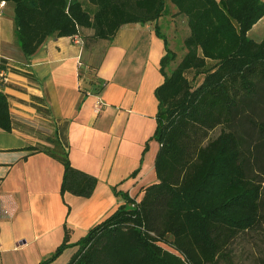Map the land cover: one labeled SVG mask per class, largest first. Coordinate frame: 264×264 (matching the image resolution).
I'll return each instance as SVG.
<instances>
[{
	"label": "trees",
	"instance_id": "trees-1",
	"mask_svg": "<svg viewBox=\"0 0 264 264\" xmlns=\"http://www.w3.org/2000/svg\"><path fill=\"white\" fill-rule=\"evenodd\" d=\"M4 1L14 5L15 32L26 56L48 36H74L81 28L92 29L83 40L95 42L112 40L127 23H155L162 37L156 22L168 2L189 27L176 66L170 67L177 55L167 44L160 58L163 81L154 90L151 136L159 144L157 181L140 198L114 188L123 202L75 242L65 227L63 241L39 264L53 262L69 247L75 249L65 264H231L239 237L264 238V36L256 41L247 34L264 16V0ZM105 83L96 79L95 92ZM31 98L38 114L51 119L45 101ZM12 127L8 94L0 89V129ZM25 149L63 165L62 195H92L97 178L71 164L63 135L54 131L46 143ZM253 264H264V255Z\"/></svg>",
	"mask_w": 264,
	"mask_h": 264
},
{
	"label": "crops",
	"instance_id": "crops-1",
	"mask_svg": "<svg viewBox=\"0 0 264 264\" xmlns=\"http://www.w3.org/2000/svg\"><path fill=\"white\" fill-rule=\"evenodd\" d=\"M1 10L0 89L8 94L13 127L0 129V264H39L63 241L65 227L69 242H75L123 202L114 188L140 198L157 181L159 144L151 136L158 106L154 90L163 81L160 58L166 44L174 51L176 41H184L189 27L168 2L156 22L165 40L155 23H127L112 40L94 42L103 49H86L83 38L93 31L81 28L82 45L74 36H48L26 56L15 32L13 3L5 1ZM96 79L106 81L100 92ZM32 96L45 101L51 119L38 114ZM54 131L65 137L71 164L97 178L90 197L62 195L63 165L25 149L46 143ZM74 249L48 264H65Z\"/></svg>",
	"mask_w": 264,
	"mask_h": 264
},
{
	"label": "rangeland",
	"instance_id": "rangeland-1",
	"mask_svg": "<svg viewBox=\"0 0 264 264\" xmlns=\"http://www.w3.org/2000/svg\"><path fill=\"white\" fill-rule=\"evenodd\" d=\"M84 5L90 8L87 2ZM248 36L253 40L260 41L264 36V19L260 20L253 28L248 31ZM181 35V32H180ZM86 49H103V46H95L94 41L86 38ZM174 51L176 53V59L171 63L170 67L173 68L180 61L184 53L186 52L184 48L183 41H176L174 45ZM88 70V69H87ZM188 77H192V73H188ZM220 127L216 128L212 132V136L219 133ZM262 240V241H261ZM264 255V238L255 233L254 235H249L244 238L239 237L236 242L232 245V263L231 264H253L255 258ZM228 261V260H227ZM227 261H221L220 264H230Z\"/></svg>",
	"mask_w": 264,
	"mask_h": 264
},
{
	"label": "built area",
	"instance_id": "built-area-1",
	"mask_svg": "<svg viewBox=\"0 0 264 264\" xmlns=\"http://www.w3.org/2000/svg\"><path fill=\"white\" fill-rule=\"evenodd\" d=\"M4 3H5L4 0L0 1V15H1V12H2L1 8L3 7ZM74 40L78 44H81V45L83 44V40L78 35H74ZM2 77L6 79V77H5V75L3 73H2ZM101 105H102V101L100 99H98L97 102H96V108H95L96 112L99 111Z\"/></svg>",
	"mask_w": 264,
	"mask_h": 264
}]
</instances>
